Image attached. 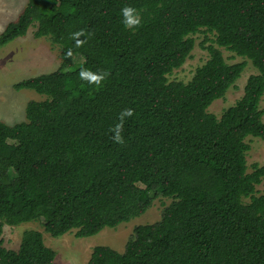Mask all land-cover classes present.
I'll return each mask as SVG.
<instances>
[{
	"label": "trees",
	"instance_id": "16d2710c",
	"mask_svg": "<svg viewBox=\"0 0 264 264\" xmlns=\"http://www.w3.org/2000/svg\"><path fill=\"white\" fill-rule=\"evenodd\" d=\"M125 6L139 25H125ZM31 27L62 60L14 85L46 96L27 104L26 120H0V264L56 257L35 229L6 248L4 224L90 237L144 214L152 194L173 198L161 219L137 225L123 252L95 246L88 264H264V165L248 171L246 141L264 140V0H28L0 47ZM199 32L214 36L202 42L208 60L189 81H170ZM221 47L245 60L228 63ZM76 55L84 63L74 66ZM246 60L258 73L217 117L208 107ZM81 70L104 78L89 83Z\"/></svg>",
	"mask_w": 264,
	"mask_h": 264
},
{
	"label": "rangeland",
	"instance_id": "374dc122",
	"mask_svg": "<svg viewBox=\"0 0 264 264\" xmlns=\"http://www.w3.org/2000/svg\"><path fill=\"white\" fill-rule=\"evenodd\" d=\"M28 0H0V34L7 24L16 19L27 4ZM35 27H31L23 37L0 47V120L8 124H15L26 120V106L32 100H43L45 95L33 89H15L19 81L50 73L60 67L61 46L54 43L50 36L35 37ZM213 38L212 34L207 35ZM199 32L194 35L195 46L185 63L168 75L170 81H189L197 67L202 66L209 58L208 51L202 46L207 37ZM207 41L206 44H209ZM228 63L245 60L234 52L221 47ZM247 61V60H246ZM84 63V57L76 55L74 66ZM258 73L256 67L247 61L246 67L234 86H231L223 98L217 99L208 107V111L220 117L223 111L234 105L244 94V88L250 75ZM264 109V94L260 101ZM264 121V116H263ZM246 141L250 145L247 152L248 171L252 165H264V140L249 136ZM14 175V172L11 171ZM257 194L264 193V178L256 186ZM173 201V198L161 194H152V203L148 210L128 222H123L114 228L106 227L98 234L90 237L76 236V230H71L60 237H54L45 231L39 221H28L18 225L4 224V246L8 249L18 250L24 231L35 229L43 235L45 244L56 252L54 264H88L93 248L97 245H107L123 252L128 240L133 236L134 229L139 224L154 223L161 219L163 210Z\"/></svg>",
	"mask_w": 264,
	"mask_h": 264
},
{
	"label": "clouds",
	"instance_id": "9594fccd",
	"mask_svg": "<svg viewBox=\"0 0 264 264\" xmlns=\"http://www.w3.org/2000/svg\"><path fill=\"white\" fill-rule=\"evenodd\" d=\"M121 11H122V15L124 17V23L126 26H133V25H139L140 24V20L135 15L136 10L134 8H132L130 6H125ZM80 77L82 79L88 80L89 83H94V84H99L100 81L104 78L103 75L91 73V72L86 71V70H81ZM131 115H132L131 109H126L120 113V115H119L120 123L117 124L115 126V128L113 129L114 141H116L118 143H123V139L121 137V132L123 130V121L126 117H129Z\"/></svg>",
	"mask_w": 264,
	"mask_h": 264
}]
</instances>
